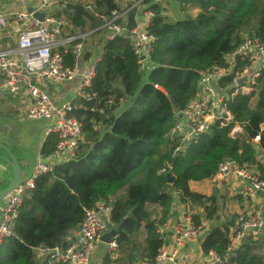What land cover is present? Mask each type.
I'll return each instance as SVG.
<instances>
[{
    "label": "trees",
    "instance_id": "16d2710c",
    "mask_svg": "<svg viewBox=\"0 0 264 264\" xmlns=\"http://www.w3.org/2000/svg\"><path fill=\"white\" fill-rule=\"evenodd\" d=\"M116 1L73 0L68 15L54 13L68 21L69 33L90 32L94 45L102 49L101 60L87 89L91 99L78 100L70 111L83 127L75 157L39 175L24 194L12 234L0 245V264H42L35 250L69 246L85 211L99 203L110 207L111 227H121L114 236L117 253L107 254L103 264L152 261L160 246L155 223L169 218L174 196L210 217L217 210L216 196L192 191L190 183L213 179L225 159L261 169L251 140L264 121V73L256 92L228 102L242 135L231 138L232 125H214L173 156L175 141L168 134L175 113L195 96L199 73L223 65L224 56L245 38L264 42V0H172L184 13L177 20L162 14L154 0H146L153 12L148 31L154 37L146 69L138 64L126 34L107 39L101 28L116 9ZM133 16V11L127 15L128 31ZM65 59L71 64L69 54ZM230 83L228 78L222 84ZM55 144L54 135L46 137L40 156L51 155ZM258 149L264 156V134ZM162 169L171 182L160 173ZM150 206L159 211H149ZM229 225L227 221L210 229L201 251L222 256ZM258 249V241H248L227 264H264Z\"/></svg>",
    "mask_w": 264,
    "mask_h": 264
},
{
    "label": "built area",
    "instance_id": "2783aa9c",
    "mask_svg": "<svg viewBox=\"0 0 264 264\" xmlns=\"http://www.w3.org/2000/svg\"><path fill=\"white\" fill-rule=\"evenodd\" d=\"M145 1L117 0L116 9L101 28L107 39L126 34L138 64L146 69L154 37L148 31L153 12ZM71 2L73 0H0V88L11 97L22 96L27 102L23 117L44 121V137H56L52 154L38 157L31 172L22 174L21 183L6 197L0 213V245L11 236L17 208L24 194L34 187L35 179L72 160L83 139L82 123L71 116L70 111L78 100L91 99L87 89L95 78L102 49L94 45L90 32L71 34L68 21L64 17H54L55 12L67 10ZM160 2L154 0L156 5ZM130 11L134 12V25L128 31ZM40 13L44 14L42 21L34 17ZM67 54L71 56V64L66 63ZM263 73L264 42L257 38H245L232 53L224 56L223 65L199 73L195 96L175 113L168 134L169 139L175 141L172 155L183 152L191 140L208 133L214 125L221 128L232 125L231 138L242 135V126L234 121L228 102L237 95L256 92ZM245 75H248L246 82L237 86L236 81ZM228 78L232 83L223 86ZM260 134H264V121L259 125V134L251 140L261 169L256 165L240 166L234 160L225 159L209 181L217 189L228 185L239 206L229 220L223 255L201 251L200 244L209 231H206L207 215L202 208L189 202L180 203L174 196L169 218L155 223L160 241L156 256L152 261L136 264H227L246 242L264 239V156L258 149ZM160 173L168 175L165 169ZM110 217V207L102 203L86 210L69 246L39 247L35 250L37 257L42 264H90L102 236L115 230L110 225ZM106 245L107 254L115 256L114 237Z\"/></svg>",
    "mask_w": 264,
    "mask_h": 264
},
{
    "label": "crops",
    "instance_id": "0c3cea01",
    "mask_svg": "<svg viewBox=\"0 0 264 264\" xmlns=\"http://www.w3.org/2000/svg\"><path fill=\"white\" fill-rule=\"evenodd\" d=\"M89 2V0L87 1ZM162 2V0H161ZM160 2V3H161ZM159 10L164 14L165 6L158 4ZM2 81L0 79V87ZM50 88V87H49ZM69 95L66 96V99ZM27 102L22 96L11 97L0 88V142L6 145L15 155L20 164L22 174H29L35 160L40 157V149L45 140L43 135L46 123L44 121L25 119L22 115ZM4 153L0 151V156ZM12 181V171L10 166L0 160V192L6 189ZM191 189V185L189 184ZM5 200L0 201V213ZM236 209H239L236 199L234 200ZM236 210V211H237ZM75 233L72 235V241ZM107 256V245L99 243L90 260V264H103ZM39 263L41 262L38 259ZM137 261L133 264H136Z\"/></svg>",
    "mask_w": 264,
    "mask_h": 264
},
{
    "label": "rangeland",
    "instance_id": "374dc122",
    "mask_svg": "<svg viewBox=\"0 0 264 264\" xmlns=\"http://www.w3.org/2000/svg\"><path fill=\"white\" fill-rule=\"evenodd\" d=\"M75 1V0H74ZM81 2L87 3L88 0H80ZM161 6H165L164 14L172 20L182 19L184 13L180 12L172 0H162ZM192 16V14H190ZM95 40V39H94ZM96 41V40H95ZM97 46V45H96ZM145 69V68H144ZM145 73V71H143ZM145 82V74H142V83ZM125 106V105H124ZM122 109V107H121ZM191 190L210 196L214 194L217 198V210L212 216H207L208 224L206 231L216 226H221L232 219V215L236 212L234 204V198L231 195V191L228 185L224 184L221 188L217 189L209 183V181H203L199 183H190ZM200 209V207H197ZM149 211H159L157 208L150 206ZM142 235L140 236V243L142 242ZM259 249L257 255L261 258L264 263V239L258 241Z\"/></svg>",
    "mask_w": 264,
    "mask_h": 264
},
{
    "label": "water",
    "instance_id": "95a60500",
    "mask_svg": "<svg viewBox=\"0 0 264 264\" xmlns=\"http://www.w3.org/2000/svg\"><path fill=\"white\" fill-rule=\"evenodd\" d=\"M28 11H30V9H28ZM62 13L64 15H68L69 11L65 10V11H62ZM34 17L42 21L44 18V14L42 13L36 14ZM247 78H248V75H245L242 78L238 79L236 81V85L241 86L244 82H246ZM0 151L4 153L3 156H0V160L6 162L10 166L11 171H12V181L10 185L6 189L0 192V201H3L21 183L22 171H21L19 161L17 160L15 155L11 152V150L6 145H4L1 142H0ZM166 178L168 182H171V177L169 174L166 175ZM120 230H121V227H117L115 230H112L106 233L105 235L102 236L101 242L104 244L110 243V241L115 236L116 232H119Z\"/></svg>",
    "mask_w": 264,
    "mask_h": 264
}]
</instances>
